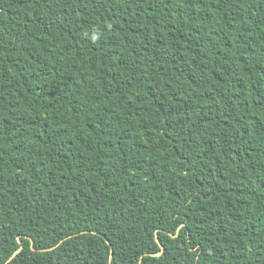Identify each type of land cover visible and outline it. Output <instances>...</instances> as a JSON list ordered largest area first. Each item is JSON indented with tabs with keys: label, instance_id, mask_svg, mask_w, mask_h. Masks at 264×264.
Listing matches in <instances>:
<instances>
[{
	"label": "trees",
	"instance_id": "1",
	"mask_svg": "<svg viewBox=\"0 0 264 264\" xmlns=\"http://www.w3.org/2000/svg\"><path fill=\"white\" fill-rule=\"evenodd\" d=\"M0 264H264V0H0Z\"/></svg>",
	"mask_w": 264,
	"mask_h": 264
}]
</instances>
